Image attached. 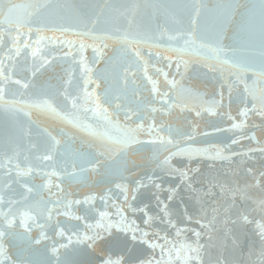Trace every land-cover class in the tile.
<instances>
[{
	"label": "water",
	"instance_id": "95a60500",
	"mask_svg": "<svg viewBox=\"0 0 264 264\" xmlns=\"http://www.w3.org/2000/svg\"><path fill=\"white\" fill-rule=\"evenodd\" d=\"M29 2L42 7L33 11L31 24L25 25V30L40 23L76 28L75 33L67 34L77 41L73 52L79 49L80 41L89 45L85 56L90 64L95 63L92 46L102 49L104 59L92 65L97 68L93 79L100 81V88L95 90L120 125L134 128L139 123L135 117L126 120L125 113L115 107L114 92L123 87L120 66L105 71L112 68L113 58L122 49L135 48L140 52L149 65V75L158 81L162 92H168L174 107L165 112L144 113L145 130L137 134L142 143L133 144L124 152L121 145L78 126L77 116L98 129L104 123L90 111L74 109L61 95L70 61H53L36 77V86L26 91L9 84L5 100L13 99L15 92L18 100L46 107L28 109L30 118L22 112L13 116L0 107V264H145L150 257L160 260V249L152 250L142 242L144 230L151 233L148 240L161 244L165 243L161 238L164 235L174 243L194 242L195 237L190 230L177 237L174 229L161 222L162 214L161 221L154 219L151 225L144 224L145 213L139 209L147 206V214L155 215L157 196L169 204L178 225L201 233L199 259L187 264H259L264 243L255 225L241 226L238 217L244 212L254 221L264 218V77L260 75L264 70V0H0V18L8 15L9 9H15L13 15L18 14L19 6ZM197 7L199 16L194 24ZM97 16L99 23L93 26ZM82 20L87 21V26ZM4 28L8 29V25ZM8 30L15 32V27ZM165 30L174 35L192 32L205 44H218L223 37L225 51L220 55L230 63L213 58L207 49L202 54L177 51L185 47L186 36L170 41L167 35H160ZM89 31L97 36L108 35L103 41L80 35ZM124 33L129 34L128 40L122 39ZM145 33L152 34L160 46L140 42ZM35 38L33 32L32 40ZM4 45L0 56L11 46L7 35ZM66 50L58 45L46 54L59 56ZM126 59H132L130 53ZM180 61L187 63V70L181 63L177 71ZM31 62L30 54L19 59L15 78L28 79L26 69ZM157 69L167 72L168 80L175 79L178 87L172 89ZM136 78L144 84L142 73L138 72ZM79 81L77 71L68 90L71 95L77 94ZM93 88L95 85L90 90ZM221 91L223 102L217 107V115H211L206 111V102L219 100ZM140 99L156 103L148 88L141 91ZM122 103L127 106L126 101ZM242 107L250 109L242 130H218L230 127L226 115L229 112L239 120ZM152 119L161 126L160 134L171 142L149 143L154 136L146 129ZM29 130L30 135L26 134ZM52 137L60 140L59 146L54 145ZM236 138L239 142L231 144ZM211 146L223 147L227 158L212 160L194 155L190 159L184 154L186 149ZM48 153L53 154L50 161L37 158ZM97 160V168L89 167ZM166 161L189 171L195 191L181 185L174 199L167 200V188L178 187L180 178L170 174ZM28 165L40 171L17 174V166L27 172ZM53 168L61 176H52V186L48 187L46 173ZM85 168L88 170L81 171ZM197 168L199 171H193ZM74 170L76 174L72 175ZM149 177L161 184L163 191L158 192ZM118 183L123 186L121 189L116 188ZM141 183L145 186L139 187ZM87 197L94 198V207L82 203L67 209L68 202L84 201ZM133 208L138 210L133 212ZM185 208L193 217L191 222L184 220ZM66 211L70 214L65 215ZM98 211L107 215L100 217ZM167 258L165 254L164 259ZM173 264L185 262L173 254Z\"/></svg>",
	"mask_w": 264,
	"mask_h": 264
},
{
	"label": "snow or ice",
	"instance_id": "6c2138e0",
	"mask_svg": "<svg viewBox=\"0 0 264 264\" xmlns=\"http://www.w3.org/2000/svg\"><path fill=\"white\" fill-rule=\"evenodd\" d=\"M64 6L69 7V5L65 4ZM42 7L40 4H32L31 2L25 3L19 6V13L13 15L15 9H9V14L3 18H0V48H3L4 45V35H7L10 39L11 46L7 48V51L3 53V56H0V107L4 109V111L16 116L19 113H23L25 116H31V112L28 109L32 107L44 108L45 104L36 103L30 100L24 99H16V93L13 92V99L5 100V95L7 91V86L9 84L18 85L21 89L27 90L30 87H35V79L41 74L46 68L53 64V61L63 59L65 61H70L71 67L66 70L65 77L63 79L64 88L61 92V95L65 97V99L69 100L70 104L74 109L82 108L85 112L90 111L97 120L103 121L104 127L96 128L92 124L88 123L87 120H79L77 116L78 126L83 130L89 132L91 135L99 136L106 138L112 143L121 145V151L126 152L133 144L142 143L138 138V132L145 130V120L144 113L153 114L157 112H165L174 107V104L169 98L168 92H162L160 90L158 81L153 79V76L149 75V65L147 61L141 56L140 52L135 48L122 49L120 53L112 60V68L106 69V72H110L112 69H115L117 66H120V74H121V83L123 85L122 89L114 92V102L116 109H119L125 113L126 120H132L133 117L136 118V121H139L138 124L133 128L130 125H120L118 121L113 119V116L109 113V107H105L104 103H102V96L95 89L100 88L99 79H93L97 68H94L92 65L96 64L98 61L104 59V53L100 47H93L94 51V61H91V64L88 61V58L85 56V51L89 45H85L83 41H80L79 49L77 52H73V49L76 48L77 41L69 39V33H75L76 28L72 26H60V27H47L45 24L40 23L34 26L27 27L25 30V25L31 24V16L33 11H38L39 8ZM103 10L101 9V13ZM199 16V7H197L195 12V17L193 19V23L195 24L196 18ZM100 17L97 16L93 20V26L99 23ZM82 24L87 26V21H81ZM4 25H8V29L15 27V32L9 31L4 28ZM33 32H35V40H32ZM46 32H52V35H45ZM59 32L60 36L55 35V33ZM15 33V35H13ZM80 35H88L92 36L95 39L104 40L108 34H103L97 36L94 32H86L80 33ZM167 35L170 41H174L177 39V36L184 35L185 39V47L176 49L179 52L183 51H193L198 54H202L203 49H207L213 54V58L217 60H222L223 63H230L228 59H224L221 57V53L225 51L222 45L223 37L219 38L220 43L218 44H205L203 42H199L193 35L192 32L187 33H177L171 34L167 33L165 30L164 33L160 34ZM122 39L128 40L129 34L124 33ZM136 42V41H130ZM144 43H149L153 47H159L160 45L155 43V38L150 33H145L142 41ZM63 45L67 50L62 53V55H55V53L49 55L46 54L51 47ZM107 45H104L106 47ZM131 54L132 59H126L128 54ZM31 56V64L27 66L28 79H17L15 78V72L17 67V61L21 58H28ZM159 55V53H157ZM51 57V58H50ZM121 61L123 63L121 64ZM181 63H184L185 70H187V63L180 61L176 64L177 71L180 70ZM171 67V64H169ZM77 71L80 74L79 87L76 95H71L69 93V89L72 87L74 81L76 80ZM157 71L162 72L165 80L168 81V84L172 89L178 87V82L175 79L168 80V73L164 72L162 69H157ZM142 73V79L144 84L141 85L137 81V73ZM261 77H264V70L260 73ZM96 77V76H95ZM95 85V88L90 90L91 86ZM144 88L150 89L151 95L156 101L153 103H144L140 99V93ZM181 91H184L183 86H180ZM220 99L207 101L208 107L206 111L211 115H217V107L223 102V92L219 93ZM20 96H23V93H20ZM122 101L127 102V106H125ZM50 103V102H49ZM135 104L136 107H132ZM159 105L157 107L156 105ZM250 111L247 107H242L238 113L240 119L238 120L236 116H233L231 112L227 113V119L231 121L230 127L228 129H218V130H242L247 122V114ZM197 116L200 115L199 112L196 113ZM225 115V114H221ZM71 119V117H69ZM148 133L154 136V139L150 140L149 143H164L166 140L171 142L169 137L162 136L161 126L156 124L155 119H152V122L147 125ZM47 131L46 129L44 130ZM169 134H171V128L168 129ZM30 135V130L26 133ZM51 135V134H49ZM207 135V134H205ZM254 139V136L252 137ZM55 146H59L60 140L56 137H52ZM191 139V137H189ZM239 140L232 139L231 144L238 143ZM184 154H186L190 159L194 155H204L207 156L208 159L219 160L226 159L224 155V148L211 146L208 148H190L184 150ZM99 155H104L100 153ZM38 159H43L45 161H50L53 159V154L48 153L43 155L42 157H37ZM100 161L97 160L95 163L91 164L89 167L97 168ZM171 168V173L174 176H179L180 185L178 187H168L167 192V200L172 201L174 197L178 194L181 185L186 186L189 190L195 191L193 185L191 183V177L189 175V171L184 168H177L169 164L168 161L165 162ZM33 170L40 171L39 169H33L31 165L27 166V172L24 171L23 168L17 166V174L24 175L30 174ZM88 169H81V171H87ZM193 171H199V169H194ZM48 175L47 186H52V176H61V173L53 168L50 172L46 173ZM75 175V170L71 173ZM151 182L152 186H154L157 191H163L162 185L156 183L152 177L148 178ZM145 185L141 183L139 187H144ZM59 187V185H57ZM123 186L121 184H116L117 189H121ZM126 192L127 189L124 188ZM93 197H87L84 201L75 200L67 203V209H70L73 205L80 204H89L93 205ZM103 199V198H101ZM125 201L128 200V197H124ZM135 199V197H133ZM157 204H158V212L155 215L147 214V206L145 208L139 209V211L145 213V218L143 219L144 224L151 225L155 220L161 221V214L163 216V220L161 222L167 224L170 228L175 230V234L177 237H180L182 233L185 231H191L193 236L195 237L194 242H188L186 240H179L177 243L169 241L167 235L162 236L161 238L165 241L164 244L158 242V240H148L147 238L151 233L149 231L144 230L142 232V242L146 243L149 248L155 250L157 248L160 249L161 259L155 260L154 257H150L145 264H173V254L177 260L183 259L185 264H187L190 260H198L200 247L198 245V241L200 239L201 233L196 229H188L187 227H181L178 225L176 221L173 219V213L169 208V204L165 203L163 200L159 199L157 196ZM131 207V205H129ZM133 212H136L138 209L133 208ZM123 212V209L119 210ZM65 215H69L70 212L66 211ZM98 215L103 217L107 215V213L103 211H98ZM75 219H82L80 216H75ZM126 219V218H125ZM184 220L186 222H191L193 217L188 213L187 208L184 209ZM239 224L241 226L247 224H254L255 231L259 233V237L264 243V218L259 221H254L249 218L248 214L241 212L238 217ZM200 221L197 220V223ZM135 223V222H134ZM122 230V229H121ZM136 231H139V226H136ZM61 234H63V230H61ZM159 230H157V235H159ZM86 235V234H85ZM133 238L135 237V232H133ZM69 240L71 238L69 237ZM165 254H167V260L164 259ZM259 264H264V248L261 250V259Z\"/></svg>",
	"mask_w": 264,
	"mask_h": 264
}]
</instances>
